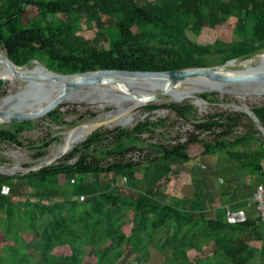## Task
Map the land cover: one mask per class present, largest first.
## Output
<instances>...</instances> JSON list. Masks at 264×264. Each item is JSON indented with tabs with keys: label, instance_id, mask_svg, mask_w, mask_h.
Segmentation results:
<instances>
[{
	"label": "trees",
	"instance_id": "obj_1",
	"mask_svg": "<svg viewBox=\"0 0 264 264\" xmlns=\"http://www.w3.org/2000/svg\"><path fill=\"white\" fill-rule=\"evenodd\" d=\"M235 19L233 38L203 45L191 41L205 28H215ZM91 31L92 38L81 33ZM0 48L17 66L42 64L58 74L98 69L168 71L222 66L233 59L246 60L264 53V0H156L138 4L136 0H0ZM0 80V94H4ZM200 98L217 102L215 94ZM43 118L54 126L76 127L93 120L98 112L81 103L85 111L62 108ZM147 111L167 109L177 121L195 118L190 103L148 104ZM108 110V109H107ZM264 128V105L251 109ZM75 116L71 122L65 119ZM247 120L248 124L244 121ZM167 118L145 120L132 128L99 129L75 146L55 164L14 176L0 175V232L5 242L0 264H115L127 253H141L146 264L150 248L163 256L162 264H251L264 257V226L255 207L246 210L247 220L229 225L223 211L209 214L198 194L174 203L164 186L172 172V161L184 164L189 148L198 143L202 155L226 151L248 174H264V149L235 151L244 144L259 142L261 133L252 119L240 113H214L193 125V132L181 142H154ZM33 121L0 127V146H21L20 134ZM245 128L244 134H237ZM196 133H211L212 140H199ZM147 136V139L142 138ZM58 139L42 143L37 158ZM142 157L133 160L129 153ZM149 165L147 175L136 170ZM105 182H99L100 175ZM91 175L92 182H76ZM66 179L60 184L59 178ZM19 182L12 183V180ZM121 180V182H120ZM27 188L34 191L26 194ZM6 192V193H4ZM93 198L91 202L86 199ZM199 200V205L196 204ZM238 207V206H234ZM130 215V233L122 230L123 217ZM129 217V216H128ZM12 228L14 232H12ZM30 231L36 248L23 250L19 233ZM251 235L259 248L244 240ZM101 244L84 259L86 247ZM209 244L210 249L204 246ZM68 247L69 253L53 255L55 248ZM209 253L192 261L189 251Z\"/></svg>",
	"mask_w": 264,
	"mask_h": 264
},
{
	"label": "rangeland",
	"instance_id": "obj_2",
	"mask_svg": "<svg viewBox=\"0 0 264 264\" xmlns=\"http://www.w3.org/2000/svg\"><path fill=\"white\" fill-rule=\"evenodd\" d=\"M153 2L156 0H136L138 4H144L145 2ZM235 19H230L228 22L221 26H217L215 28H209L205 27L203 28L199 34L193 35L191 33H188V37L191 41H194L199 44L207 45L213 43L215 40H222L225 42H229L233 38L232 30L234 27ZM86 38H92L94 33L91 31L83 32L81 33ZM0 52L6 56V53L3 49L0 48ZM252 58H255L252 57ZM250 58V59H252ZM246 59V61L250 60ZM235 62V67L232 69L237 70L238 67L242 62H245V60L241 59H233ZM38 65L42 66L41 64L37 63ZM31 66V65H30ZM29 66V67H30ZM39 66V67H40ZM255 66V64H253ZM17 85V83H16ZM10 85L8 83H4L3 90L4 94H0V99L7 96L9 94ZM19 86H15V88L12 90L13 93L18 91ZM225 90V92L222 90V93L217 92H208L203 90L199 87H191V90L194 92L192 94V98H189L188 100L182 101V102H173V101H164L159 104H170V103H177V104H184L187 102H198L199 105H196L195 103V118H192L190 122L185 123L182 121H177V123L172 126L171 122L175 120L173 117V114L167 110V109H157L153 111H147L144 109L145 106L140 107L134 111L131 112L133 116L132 125L134 126L138 122H143L146 119L149 121H156L158 119L167 118L168 122L165 124V127L163 129H160L159 132H161V135H157L154 137V142H161L163 144H167L170 142V140L174 139L176 136L181 137V142L185 141L186 137L189 136L193 132V125L203 121L208 115L214 114V113H244V107H248L250 110L254 107H260L264 105V94H258L259 92L255 93L253 90H257L256 88L247 89L232 87V86H226L225 88H222ZM209 93V94H215V98L217 99V102L215 103H209L207 101H204L200 98L201 94ZM69 103V106H66L61 109L62 112H64L67 109H75L78 112L85 111V109L81 106H78L81 103H86L90 105V108H92L94 111H97L98 114H106L108 112L114 111L117 109L116 106L108 103V102H66ZM100 105H103V108H100ZM108 109V110H107ZM246 115V114H245ZM247 116V115H246ZM250 118L249 116H247ZM123 116L120 117H114L110 118V125L111 128L114 129L115 127H119L122 129L129 128V127H122L120 125H116L118 121L123 119ZM75 119V116L68 117L65 120L67 122H71V120ZM251 119V118H250ZM135 120V121H134ZM89 122V121H87ZM116 122V123H115ZM246 124H248L247 120L244 121ZM86 123V122H84ZM83 124V123H82ZM10 124H1L0 127L7 128ZM256 126V125H255ZM80 127V126H79ZM114 127V128H113ZM73 129V127L65 126H54L53 124L49 123L47 120L39 119L33 121V127L24 131L20 134V142L21 146L15 145V144H5L0 146V170L4 171L5 173H9L10 169L15 170L17 168H20L21 170L29 169L38 163H40V160L45 158V156L49 153L50 148L55 147L58 149V147L61 144L63 140V132H66L68 130ZM108 129V128H103ZM111 129V130H112ZM256 129H258L256 127ZM110 130V129H109ZM245 128H238L236 133L237 134H244ZM198 135L199 140H212L213 135L210 133H196ZM57 138V141H54L46 150L45 155L41 158H37L36 154L38 152V149L35 148V145L38 146L42 143L48 142L50 140H54ZM142 138L147 139V136H143ZM259 142H251L248 144L242 145V147H236L234 148L235 151H242V152H250L252 150L263 148L264 149V137L260 136ZM80 144V143H79ZM78 145V144H77ZM76 145V146H77ZM189 154V160L185 162L184 164L178 163L177 161H172L171 169L172 173L169 175V180L172 181L171 185L177 184V175L179 174V183H183L185 194H189V192H192L195 190L194 187L199 189V186L203 187L202 190H200L203 193V197L205 199H212L214 198L222 197L220 196V190L221 188H227L229 186V189L231 188V200L235 203H232L230 205L238 206V207H245V208H252L253 205L251 203L250 197L252 195V192L256 185L258 184H264V174H259L257 172L253 174H248L245 170H242L236 161L228 160L226 151H221L218 153V157H211L210 156H204L202 155V148L198 143H193L188 151ZM67 155V154H66ZM141 154L137 151H133L129 153L128 157H131L133 160H139L142 157H139ZM65 156V155H64ZM64 156L60 157L57 161L61 160ZM53 163V164H55ZM15 168H11L14 167ZM50 166V165H49ZM262 170L264 171V161L261 162ZM48 167V166H47ZM10 168V169H9ZM215 170V171H214ZM150 171L149 165L142 164L140 168L136 170V174L138 177H141L143 175H147ZM12 172V171H11ZM176 172H179L178 174ZM21 174V173H14L11 176ZM6 176V175H5ZM206 176V178H205ZM215 178V179H212ZM175 179V180H174ZM105 176L103 174L99 177V182L104 183ZM60 184H65L66 179L64 177L59 178ZM83 181V182H92L93 177L91 175H85L76 178V182ZM166 182L167 184L170 182ZM212 181H217V188L218 191H209V188L212 186ZM19 182L18 180H12V183ZM121 182V180H120ZM34 191L33 188H27L26 194L29 195ZM6 193V192H4ZM219 194V195H218ZM225 194V193H223ZM228 199L230 197V193L226 194ZM225 197H222V199L213 201V206L215 209V212L221 213L226 204H222V201H225ZM235 199V200H233ZM93 198L86 199L87 202H91ZM230 200V199H229ZM229 206V205H228ZM213 210H209V214L212 216L213 213H215ZM127 216L123 217V224H122V230L126 234L130 233V215L126 212ZM129 216V217H128ZM261 226H263L261 224ZM13 230V229H12ZM24 231V230H22ZM25 232V233H24ZM23 235L26 236V243L24 240L21 241V243L18 244L17 247L23 249V250H31L33 248H36L37 240L35 239V235L31 233L30 231H24ZM22 235V233H19V238ZM22 235V236H23ZM244 240L248 242V244L251 247L259 248L261 246V242L255 241L251 235H244ZM5 242L2 238V233L0 232V255L2 253V248L5 246ZM24 245V246H23ZM84 254V259L87 262H93L94 258H92L90 255L94 251H98L101 249V244L97 243L96 245L88 246L86 247ZM205 249H210L209 244H206L204 246ZM68 247H59L55 248L52 253L53 255H66L69 253ZM203 252H195V251H189L188 256L192 261H195L197 258H203L205 255H208L209 253ZM147 260H145L146 264H162L163 263V256L150 248L147 252ZM137 260H144V255L141 253L128 255L125 253L122 255L115 264H136ZM251 264H264V257H258L255 259Z\"/></svg>",
	"mask_w": 264,
	"mask_h": 264
},
{
	"label": "water",
	"instance_id": "obj_3",
	"mask_svg": "<svg viewBox=\"0 0 264 264\" xmlns=\"http://www.w3.org/2000/svg\"><path fill=\"white\" fill-rule=\"evenodd\" d=\"M0 61L5 63L12 71L10 77L13 76L16 80L25 82L23 89L16 91L13 96L4 97H12L10 99L12 104L0 110V124H16L42 119L66 102H108L116 106V110L97 115L95 119L86 122L92 126L88 136L99 129H112L109 124L110 118L130 115L134 110L128 105V102L139 103L142 107L152 103L164 102L170 89L191 79L200 78L229 86L237 85L247 89L256 88L257 90L253 91L255 93L258 91V94H261L264 88V67L256 66L244 72H234V70L228 68L234 60L228 61L222 66L181 70L143 72L98 69L73 74H58L47 69V74H37L24 71L23 69H26V66H17L6 56L0 57ZM0 80L5 83L4 78L0 77ZM150 80L168 83L169 87L165 90L158 89V86L146 83ZM191 104L194 105V102H191ZM100 108H103V105H100ZM246 108L248 107L246 106ZM244 113L252 119L264 137V128L259 125L258 119L252 110H246ZM128 127L132 128L133 125L131 124ZM55 162L50 164L38 163L25 171L20 168L15 170L9 168V173H0V175L26 174L31 171H38Z\"/></svg>",
	"mask_w": 264,
	"mask_h": 264
},
{
	"label": "bare ground",
	"instance_id": "obj_4",
	"mask_svg": "<svg viewBox=\"0 0 264 264\" xmlns=\"http://www.w3.org/2000/svg\"><path fill=\"white\" fill-rule=\"evenodd\" d=\"M0 57H4L3 54L0 52ZM36 65H38L37 61L34 62ZM40 64V63H39ZM253 64H255V66H253ZM42 65V64H41ZM40 66V65H39ZM264 67V53L258 54L255 56V58H252L248 61L245 60V62H242L240 64V66L238 67L237 70L232 69L233 67H235V62H231L228 66V68L234 70V72H244L248 69H250L251 67ZM24 71H28V72H33V73H37V74H47V70L46 68L42 65L40 67H36V66H30L27 67L26 69H23ZM10 74H12V71L10 70V68L3 63L2 61H0V77L5 79V83H8L10 85V90H9V94L7 96H13V89L15 88V86H19L18 91H20L21 89H23V84L25 82L23 81H19L16 80L15 78L10 77ZM17 83V85H16ZM146 83L148 84H152V85H156L158 86V89L161 88L162 90H165L167 87H169L168 83H159L155 80H150L147 81ZM199 87L202 88L205 91L208 92H217V93H222V88H225L226 84L223 83H216V82H212L209 80H205V79H200V78H195V79H191L189 81H186L184 83H180L178 85H176L173 89H170V92L166 94L165 99L166 101H173V102H182L185 100H188L189 98H192V94L195 92H193L191 90V87ZM237 86V85H236ZM236 86H232V87H236ZM238 88H241L240 86H238ZM243 88H241L242 90ZM225 92V90H223ZM261 94H264V88L263 91L261 92ZM12 97H6V98H1L0 99V110L5 109L8 105L12 104V101L10 100ZM161 102H158V104ZM196 105H199L198 102H194ZM194 104V105H195ZM128 105L130 107L133 108V110L138 109L142 106H140L139 103H135V102H128ZM245 111L249 110V108L244 107ZM129 120V122L127 123V121ZM133 121V116L132 114L128 115L127 117L125 116L123 119H121L116 125H120L122 127H128L129 125H131ZM135 121V120H134ZM116 123V122H115ZM127 123V124H126ZM1 125V124H0ZM111 126V125H110ZM114 128V127H113ZM116 128V127H115ZM92 130V126L89 124H82L80 125V127L68 130L66 132H63V140L61 142L62 145H60L58 147V149L55 147L50 148L49 153L45 156V158H43L42 160H40V163L42 164H50L54 161H56L57 159H59L60 157L68 154L77 144L83 142L85 139H87V136L89 134V132ZM95 133V132H93ZM90 137V136H89ZM0 173H5L4 171L0 170Z\"/></svg>",
	"mask_w": 264,
	"mask_h": 264
},
{
	"label": "crops",
	"instance_id": "obj_5",
	"mask_svg": "<svg viewBox=\"0 0 264 264\" xmlns=\"http://www.w3.org/2000/svg\"><path fill=\"white\" fill-rule=\"evenodd\" d=\"M218 155V153L217 154H215V155H211L210 156V158L211 157H218L217 156ZM215 171V170H214ZM172 173V172H171ZM171 173H170V175H171ZM177 174L179 173V172H176ZM178 176H180L179 174L177 175V178H176V180H177V184H173V185H171V182L173 181H170L168 184H166L165 186H164V189H165V187H166V189H165V192L167 193V188L170 190V192H171V194H170V196L168 195V197H167V200L168 201H172V202H176V203H178V202H180V201H182V198H184V197H193L194 195H196V194H198L199 192H200V190H202V188L203 187H201V186H199V189H197L196 187H194L195 188V190L193 191V193L192 192H189V194H185L184 192H185V190H184V185H183V183L181 182V183H179L178 184V182H179V177ZM169 177V176H168ZM205 178H206V176H205ZM212 179H215V178H212ZM175 180V179H174ZM218 189L219 188H217V181H212V186L209 188V191H214V192H216V191H218ZM223 193H225V194H223ZM228 193H230V197H229V199L227 198V197H225L226 196V194H228ZM231 193H232V190H231V188L229 189V186L225 189V188H221V190H220V196L222 195V197H225V201H222V204H226L227 206L228 205H230V204H232V203H235L234 201H232L231 200ZM203 193L201 192V194L199 193L198 194V196L200 197L199 199H200V202L202 203V208H204V209H209V210H213L214 212H215V209L216 208H214V206H213V201H216V200H219V199H222V197H217V198H214V200H210V199H205L203 196ZM219 195V194H218ZM233 200H235V199H233ZM199 200H196V204L197 205H199ZM175 203V204H176ZM13 229V228H12ZM12 232H14V229L12 230ZM25 233V232H24ZM23 232H22V235L24 234ZM20 236V243H21V241L22 240H24L25 241V243H26V234L25 235H23V236ZM24 246V245H23ZM2 254V253H1Z\"/></svg>",
	"mask_w": 264,
	"mask_h": 264
},
{
	"label": "built area",
	"instance_id": "obj_6",
	"mask_svg": "<svg viewBox=\"0 0 264 264\" xmlns=\"http://www.w3.org/2000/svg\"><path fill=\"white\" fill-rule=\"evenodd\" d=\"M252 205L255 207L260 224L264 226V184L255 186L250 197ZM247 208L225 206L223 211V220L229 225L241 224L247 220Z\"/></svg>",
	"mask_w": 264,
	"mask_h": 264
}]
</instances>
